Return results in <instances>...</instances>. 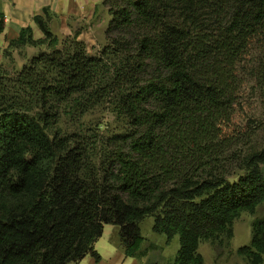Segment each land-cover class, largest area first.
I'll return each instance as SVG.
<instances>
[{
	"label": "trees",
	"instance_id": "obj_1",
	"mask_svg": "<svg viewBox=\"0 0 264 264\" xmlns=\"http://www.w3.org/2000/svg\"><path fill=\"white\" fill-rule=\"evenodd\" d=\"M105 42L58 36L44 7L6 49L40 48L18 69L0 61V264H70L100 254L107 223L129 256L145 253L141 223L179 239L174 264H203L204 239L234 235L264 206V0H104ZM0 12V33L5 29ZM125 120L114 134L83 127L92 108ZM66 112L72 130L61 126ZM248 124V125H245ZM247 264L264 260V217Z\"/></svg>",
	"mask_w": 264,
	"mask_h": 264
},
{
	"label": "crops",
	"instance_id": "obj_2",
	"mask_svg": "<svg viewBox=\"0 0 264 264\" xmlns=\"http://www.w3.org/2000/svg\"><path fill=\"white\" fill-rule=\"evenodd\" d=\"M104 0H0V12L5 15V29L0 33V48L8 47L9 41L16 38L21 29L31 25L35 37L42 36L33 17L41 13L44 7L51 12L49 25L58 36H74L86 44L87 51L94 53L105 42V29L111 15ZM234 223V251L235 260L247 264L246 258L238 253V248L248 245L252 239L253 226L244 229L236 227ZM119 226L107 223L104 225L103 234L95 242V248L100 254L97 260L88 254L78 262L70 264H174L176 252L179 248V239L174 237L170 241L155 240L154 246L139 256H129L120 246ZM165 237L164 235H162ZM239 237V243L236 238ZM203 264H229L226 256L229 252L217 251L215 248L204 252ZM261 264H264V260Z\"/></svg>",
	"mask_w": 264,
	"mask_h": 264
},
{
	"label": "rangeland",
	"instance_id": "obj_3",
	"mask_svg": "<svg viewBox=\"0 0 264 264\" xmlns=\"http://www.w3.org/2000/svg\"><path fill=\"white\" fill-rule=\"evenodd\" d=\"M102 46V45H101ZM7 48V47H6ZM1 49L0 48V61L2 64L10 70H18L24 62H27L34 54H36L40 48L31 45H24L20 47H11V49ZM246 105L248 107V115H252L259 120H264V102L259 95L254 94L246 89ZM82 121L83 127H88L92 130H98L102 134H114L122 132L125 129V120L118 116L111 109L104 106H97L92 108L87 114L84 115ZM61 126L69 128V130L78 127V124H72L68 114L64 112L62 120L60 122ZM248 125V124H245ZM255 133L250 139V143L256 146L264 145V124H251ZM264 217V206H260L255 213H249L247 211L242 212L239 218L236 219V227L239 229H244L251 225L254 220ZM142 234L144 236V248L145 251L153 248L155 240H166L161 234L153 231V217H146L141 223ZM176 238H178L176 236ZM239 237L236 238V243H239ZM168 242V241H167ZM235 239L233 237H227L226 234H222L219 238L215 239H204L200 242V250L207 252L209 249L215 248L217 251L229 252L226 256L227 263L229 264H242L235 260L234 251ZM199 250V249H198ZM244 257V256H243ZM245 259V257H244Z\"/></svg>",
	"mask_w": 264,
	"mask_h": 264
}]
</instances>
